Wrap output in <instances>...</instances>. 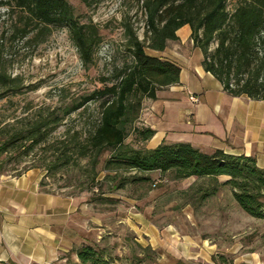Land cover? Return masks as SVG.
<instances>
[{"label": "rangeland", "instance_id": "rangeland-1", "mask_svg": "<svg viewBox=\"0 0 264 264\" xmlns=\"http://www.w3.org/2000/svg\"><path fill=\"white\" fill-rule=\"evenodd\" d=\"M66 1L80 24L93 26L100 37L89 64L81 62L66 28L42 29L31 23L26 36L15 34L27 14L12 0H0V73L14 80L17 88L0 97V145L13 131L24 129L40 115H60L82 97L110 85L115 70L130 60L126 27L144 41L143 0ZM243 1L227 0V11L231 13ZM147 43L145 53L156 56L159 52L149 49ZM99 103L90 101L65 116L47 141L28 154L23 149L0 153V173L40 169L45 190L81 197L95 212L107 215L108 229L97 242L80 246L101 249L108 264H191L183 256L191 257L200 249L204 254L197 259L199 264H264V220L249 216L237 205L231 188L220 185L226 179L223 176L217 182L194 177L175 180L170 172L106 168L109 151L101 153L95 163L91 153L85 158L73 154L69 164L53 168L61 143H84L99 117ZM141 128L149 127L144 125L140 111L128 127L124 143L143 151L150 145L137 135ZM213 189L214 194L203 196ZM117 211L125 220L128 211L135 213L139 219L132 222L134 230L121 225L116 228ZM186 238L205 240V246L189 247L180 252L178 260L172 252L179 244L171 240ZM74 250L64 255V264H80L78 259L74 261ZM252 253L256 255L254 262Z\"/></svg>", "mask_w": 264, "mask_h": 264}, {"label": "trees", "instance_id": "trees-1", "mask_svg": "<svg viewBox=\"0 0 264 264\" xmlns=\"http://www.w3.org/2000/svg\"><path fill=\"white\" fill-rule=\"evenodd\" d=\"M26 12V22L15 34L26 36L31 23L42 28L62 27L69 36L83 64H89L100 37L93 26L80 24L66 0H12ZM88 2L89 0H82ZM227 0H143L146 15L144 41L126 27V48L129 62L115 70L110 85L82 97L76 105L60 115L48 112L31 121L24 129L13 131L0 145V153L23 149L26 154L47 141L49 135L64 120L90 101H100L99 117L84 139V143L57 148L53 168L63 167L74 158L97 157L109 151L106 168H124L148 173L170 172L173 179L190 177L210 179L226 177L221 186H229L237 205L249 216L264 220V171L255 159L245 155H229L222 150L203 153L187 143H160L147 150L132 149L124 141L128 127L138 118L142 101L154 100L156 92L179 82L180 68L166 59L145 53L147 47L161 52L168 40L177 39L176 31L190 29L193 47L202 54L201 65L231 96H246L264 102V0H245L229 13ZM1 4V2H0ZM0 89L16 92L14 80L0 73ZM142 141L154 131L137 129ZM49 168V167H48ZM139 180L141 177L138 178ZM143 179V178H142ZM41 182V186H42ZM215 189L203 196L215 193ZM80 264H108L101 249L82 245L74 251Z\"/></svg>", "mask_w": 264, "mask_h": 264}, {"label": "crops", "instance_id": "crops-1", "mask_svg": "<svg viewBox=\"0 0 264 264\" xmlns=\"http://www.w3.org/2000/svg\"><path fill=\"white\" fill-rule=\"evenodd\" d=\"M189 34L188 26L181 27L176 31L177 39L167 41L156 55L177 64L180 73L177 84L161 88L154 100L142 101L141 118L154 131L148 140L150 149L160 143H187L203 153L222 150L229 155L251 156L264 171V102L224 92L204 71L202 54L188 41ZM189 95L197 102L190 101ZM43 176L37 168L0 173V264H64L67 252L88 241L97 242L108 229L107 215L95 212L81 197L45 190ZM119 212L116 228L121 225L134 230L132 222L139 219L135 213L128 211L125 220ZM171 242L179 244L172 252L178 260L180 252L189 247L205 246V240L192 238ZM193 254L183 257L199 264L197 259L204 250ZM251 255L254 262L256 255Z\"/></svg>", "mask_w": 264, "mask_h": 264}, {"label": "built area", "instance_id": "built-area-1", "mask_svg": "<svg viewBox=\"0 0 264 264\" xmlns=\"http://www.w3.org/2000/svg\"><path fill=\"white\" fill-rule=\"evenodd\" d=\"M189 99L192 102H197V98L194 95H189Z\"/></svg>", "mask_w": 264, "mask_h": 264}]
</instances>
